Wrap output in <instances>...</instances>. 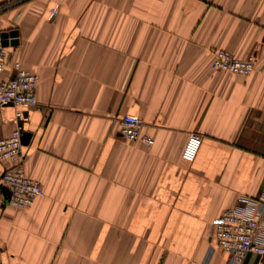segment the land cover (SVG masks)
<instances>
[{
    "label": "crops",
    "instance_id": "1",
    "mask_svg": "<svg viewBox=\"0 0 264 264\" xmlns=\"http://www.w3.org/2000/svg\"><path fill=\"white\" fill-rule=\"evenodd\" d=\"M11 30L0 78L19 62L37 104L3 107L0 138L22 109L44 193L0 208V264H231L209 227L264 188V0H0ZM214 49L254 70L212 69ZM126 113L151 145L121 135Z\"/></svg>",
    "mask_w": 264,
    "mask_h": 264
},
{
    "label": "built area",
    "instance_id": "2",
    "mask_svg": "<svg viewBox=\"0 0 264 264\" xmlns=\"http://www.w3.org/2000/svg\"><path fill=\"white\" fill-rule=\"evenodd\" d=\"M56 8L51 9L50 16ZM0 37V71L4 68V53ZM211 68L237 74H249L255 67V56L235 57L223 49L212 51ZM36 74L14 63V72L9 78H0V110L6 106L31 107L37 104ZM16 126L7 137L0 138V161L5 167L0 177V208L4 204L18 208L31 206L43 195L42 184L30 177L25 170L26 155L23 152L22 135L24 114L22 109L15 112ZM142 118L126 113L121 118V135L128 140L143 139L153 143L150 136L141 134ZM202 137L196 132L188 135L182 149V158L192 161L200 148ZM209 236L216 245L229 254L231 264H239L249 252L259 255L264 264V188L260 195H240L236 203L215 218L209 227Z\"/></svg>",
    "mask_w": 264,
    "mask_h": 264
},
{
    "label": "water",
    "instance_id": "3",
    "mask_svg": "<svg viewBox=\"0 0 264 264\" xmlns=\"http://www.w3.org/2000/svg\"><path fill=\"white\" fill-rule=\"evenodd\" d=\"M17 34H18L17 30H11L10 32H2L0 34V37L2 38L1 45L6 46L8 43L16 44L18 42L16 38ZM9 36L11 37V39H8ZM29 138H30V133L25 131L22 135V143L27 144Z\"/></svg>",
    "mask_w": 264,
    "mask_h": 264
}]
</instances>
